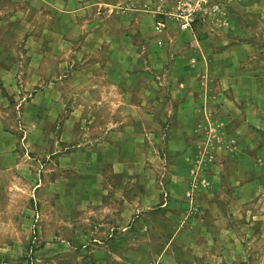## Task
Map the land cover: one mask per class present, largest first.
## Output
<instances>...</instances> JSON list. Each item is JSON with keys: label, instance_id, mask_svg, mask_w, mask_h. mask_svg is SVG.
Instances as JSON below:
<instances>
[{"label": "rangeland", "instance_id": "rangeland-1", "mask_svg": "<svg viewBox=\"0 0 264 264\" xmlns=\"http://www.w3.org/2000/svg\"><path fill=\"white\" fill-rule=\"evenodd\" d=\"M0 264H264V0H0Z\"/></svg>", "mask_w": 264, "mask_h": 264}, {"label": "built area", "instance_id": "built-area-1", "mask_svg": "<svg viewBox=\"0 0 264 264\" xmlns=\"http://www.w3.org/2000/svg\"><path fill=\"white\" fill-rule=\"evenodd\" d=\"M190 25H191V19L185 18L184 22H182V27L184 29H187L189 28ZM164 27H165V23L163 21L157 22V25H156L157 30H163Z\"/></svg>", "mask_w": 264, "mask_h": 264}, {"label": "crops", "instance_id": "crops-1", "mask_svg": "<svg viewBox=\"0 0 264 264\" xmlns=\"http://www.w3.org/2000/svg\"><path fill=\"white\" fill-rule=\"evenodd\" d=\"M236 5H238V3H236ZM247 9H252V4H248V5L245 4V10H247ZM246 47H247V46H246ZM245 49L247 50V48H245ZM246 50H245V51H246ZM21 169L24 170V168H21ZM38 186H39V185H37L36 189L38 188ZM39 187H40V186H39Z\"/></svg>", "mask_w": 264, "mask_h": 264}]
</instances>
